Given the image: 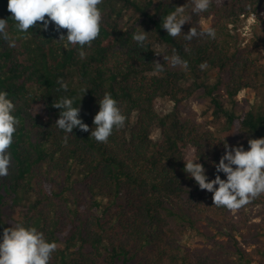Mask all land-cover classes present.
Masks as SVG:
<instances>
[{
    "label": "trees",
    "instance_id": "obj_1",
    "mask_svg": "<svg viewBox=\"0 0 264 264\" xmlns=\"http://www.w3.org/2000/svg\"><path fill=\"white\" fill-rule=\"evenodd\" d=\"M187 2L103 0L98 6L103 14L100 35L81 60L77 48L67 50L55 41L60 33L54 25L44 31L38 22L28 33H19L8 0H0V18L8 20L16 40L14 48L0 40V91L8 92L19 119L9 150V175L0 178V241L5 228L21 223L58 244L50 264H264V248L239 245L241 224L229 217L233 212L215 207L213 194L200 190L183 171V159L193 148L194 159L204 165L209 180L215 179L214 164L225 153L224 143L248 150L249 139L264 138V64L237 37L243 17L256 14L264 25V0H212L210 9L199 15L189 6L185 15L191 16L190 23L182 26L180 36H168L163 17ZM126 10L139 13L141 22L126 24ZM208 20L215 39H184L191 27L207 29ZM143 30L147 39L141 47L132 35ZM62 32L67 35V30ZM259 40L264 45V35ZM156 43L167 45L165 55ZM173 54L187 61V69L165 61L164 56ZM155 61L163 64V72L154 71ZM211 71L217 74L215 84L204 80ZM60 79L68 84L67 92L57 91ZM220 88L231 99L244 90L261 96L252 110L238 113L226 107ZM200 90L214 102L218 132L203 131L176 113L157 111L160 98L179 105ZM106 92L127 119L104 144L90 136L98 101ZM62 97L74 100L73 107L81 108L79 118L90 129H74L67 145L66 134L55 125L61 110L52 106ZM156 128L161 129V141L152 138ZM263 204L261 195L237 211L246 215ZM199 221L225 230L236 257L222 254L225 246L183 249L181 238L197 229ZM261 235L264 219L254 231L241 234L244 246H252Z\"/></svg>",
    "mask_w": 264,
    "mask_h": 264
},
{
    "label": "clouds",
    "instance_id": "obj_2",
    "mask_svg": "<svg viewBox=\"0 0 264 264\" xmlns=\"http://www.w3.org/2000/svg\"><path fill=\"white\" fill-rule=\"evenodd\" d=\"M103 0H8V11L12 14L10 19L14 22L15 29L21 33H28L30 29L40 22L42 30L47 31L50 25L60 33L59 40L64 49L77 48L78 58L83 60L87 56L85 48H91L93 42L99 37L103 14L98 7ZM212 0H188L184 6H177L173 11L163 17L162 28L168 36L178 37L182 33V26L190 23L191 16L185 15L190 6L191 12L201 14L207 12ZM62 30H67L64 35ZM147 32H134L132 39L143 47L147 39ZM207 36L216 38L212 28L197 31L191 27L184 39L192 41L194 38ZM19 37H17L18 39ZM28 39L27 35L23 36ZM0 40L7 43L8 47H16V40L8 31V20L0 18ZM171 67L187 69V61L173 54L164 56ZM155 72H163L164 66L159 61L153 62ZM206 62L200 65L201 70L206 68ZM57 83V91H68V84L62 79ZM87 92V90H85ZM99 111L93 119L94 128L91 136L98 143H108L114 130L125 126L127 117L122 113L118 101L110 93H105L98 101ZM74 100L62 97L55 100L53 107L60 109L59 118L55 121L58 129L66 135L64 144L67 145L68 134L79 128L83 132L90 131L89 125L80 119L81 108L73 107ZM16 105L9 98L7 91H0V178L9 175L12 164V155L9 151L14 143V134L19 125V119L14 115ZM249 149L243 145L235 147L224 143L225 153L219 163L214 164L217 175L209 180L206 169L198 160L186 156L183 161V171L189 178L195 180L200 190L212 193L213 205L223 207L231 212H236L248 205L261 195H264V138L249 139ZM219 173H224L222 179ZM218 186V187H217ZM58 249L56 242H48L43 232L35 227H25L21 223H14L3 231L0 241V264H50L52 254Z\"/></svg>",
    "mask_w": 264,
    "mask_h": 264
},
{
    "label": "rangeland",
    "instance_id": "obj_3",
    "mask_svg": "<svg viewBox=\"0 0 264 264\" xmlns=\"http://www.w3.org/2000/svg\"><path fill=\"white\" fill-rule=\"evenodd\" d=\"M264 15V13L262 14ZM142 17L139 13L133 10H126L124 12V21L127 24L137 25L141 22ZM212 25V20H208L204 25L209 28ZM238 40L242 46H246L249 52H253L254 56L260 57V62L264 64V45L259 40V35H264V25L258 21L256 14L249 17H243L242 24L237 31ZM155 48L165 55L168 47L163 43H156ZM207 83L215 84L217 82V74L209 72L204 79ZM188 85V84H187ZM218 94L227 108L234 109L236 112H247L254 108V105L259 101L260 94L255 90H244L237 97L229 98L226 90L220 88ZM157 111L162 115L176 113L183 120L190 118L203 131L218 132L219 124L216 121L215 105L212 102L211 96L206 94L205 90L198 91L194 96L175 105L172 101L166 98H160L158 101ZM135 117V116H134ZM134 120V118H133ZM220 133H217L218 136ZM152 138L155 141L162 140L161 129L156 128L152 133ZM236 138V136H234ZM187 156L194 159L195 151L193 148L187 150ZM242 215L240 212H233L229 217L235 222L241 224V230L236 232V238L239 245L248 248H264V235L255 236L251 241L252 246H244L242 233L249 234V232L256 228L264 219V204L256 208L248 209ZM230 236L227 235L218 224L210 223L208 221H199L197 229H189L181 238L180 244L183 249L189 252H196L201 250H211L214 246H225L222 254L229 255L231 258L236 257V248L230 241ZM253 264H259L255 262Z\"/></svg>",
    "mask_w": 264,
    "mask_h": 264
}]
</instances>
